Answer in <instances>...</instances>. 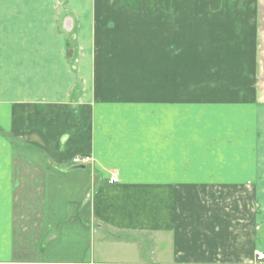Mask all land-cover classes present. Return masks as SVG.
<instances>
[{"label":"crops","instance_id":"1","mask_svg":"<svg viewBox=\"0 0 264 264\" xmlns=\"http://www.w3.org/2000/svg\"><path fill=\"white\" fill-rule=\"evenodd\" d=\"M0 3L10 19L0 28L8 34L0 42V264H264L256 256L264 250L256 70L249 92L232 102L243 123L234 127V159H226L211 149L205 97L182 98L177 120L176 81L157 75L162 65L152 69L153 88L134 73L147 71L139 54L134 60L117 47L99 10L122 0H29L69 3L75 13L29 16L23 54L19 0ZM81 155L95 162L77 168L72 159ZM114 172L119 181L110 184ZM231 227L248 231L246 245Z\"/></svg>","mask_w":264,"mask_h":264},{"label":"rangeland","instance_id":"2","mask_svg":"<svg viewBox=\"0 0 264 264\" xmlns=\"http://www.w3.org/2000/svg\"><path fill=\"white\" fill-rule=\"evenodd\" d=\"M167 1L154 3L153 0H122L123 3H110L111 8L99 10L108 16L109 30L115 32L122 41V45L119 42L117 47L128 48L130 58L134 60L138 53L142 69H151L145 73L140 71V74L134 72L141 80L147 77L146 89L153 88L149 80H152L154 74L152 69L155 67L158 70L159 64L162 65V71L157 75L163 80L171 78L176 81L179 97L175 108L177 120L181 119L185 111L183 109H186V104L182 103L185 96H195L198 101L203 96L210 102L207 119L210 121L211 149H224L225 153L219 152V156L233 160L234 127L243 121L240 123L237 115L240 112L234 113L232 102L245 91L249 92L248 78L253 76L254 70L257 71L254 87L264 101V0ZM3 4L0 3L1 29L9 27L10 23L6 12L8 9L1 7ZM15 11L17 27H14L18 33L19 54L29 49V16L53 15L59 18L75 13L69 3H29V0H19ZM15 20L12 19V22ZM2 37L4 39H0V42L6 41L8 34L0 30ZM67 37V43L75 47L76 42ZM7 44L9 46V42ZM23 58L19 55V65ZM193 111L196 115L198 106L193 105ZM178 126L192 127L180 122ZM241 136L242 146L250 143L249 131ZM20 155L18 153L17 157ZM216 158L217 153L211 155V159ZM258 224L260 228V222ZM235 232L246 245L248 231L241 232L231 227L228 234ZM245 245L243 250H246ZM60 246H64V243H60ZM260 252L264 253V250L259 249L257 257Z\"/></svg>","mask_w":264,"mask_h":264},{"label":"built area","instance_id":"3","mask_svg":"<svg viewBox=\"0 0 264 264\" xmlns=\"http://www.w3.org/2000/svg\"><path fill=\"white\" fill-rule=\"evenodd\" d=\"M95 162V159L91 155H81L76 156L72 159L73 165H85L88 166L90 164H93ZM119 181V174L118 172H114L111 174V177L109 178V183L114 184ZM258 260L263 261L264 260V253H258Z\"/></svg>","mask_w":264,"mask_h":264},{"label":"water","instance_id":"4","mask_svg":"<svg viewBox=\"0 0 264 264\" xmlns=\"http://www.w3.org/2000/svg\"><path fill=\"white\" fill-rule=\"evenodd\" d=\"M80 167H83V168H85V166H80ZM78 168V167H77Z\"/></svg>","mask_w":264,"mask_h":264},{"label":"trees","instance_id":"5","mask_svg":"<svg viewBox=\"0 0 264 264\" xmlns=\"http://www.w3.org/2000/svg\"><path fill=\"white\" fill-rule=\"evenodd\" d=\"M70 47V46H69Z\"/></svg>","mask_w":264,"mask_h":264}]
</instances>
